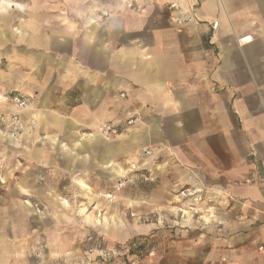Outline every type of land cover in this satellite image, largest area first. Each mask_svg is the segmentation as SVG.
<instances>
[{"label":"crops","instance_id":"1","mask_svg":"<svg viewBox=\"0 0 264 264\" xmlns=\"http://www.w3.org/2000/svg\"><path fill=\"white\" fill-rule=\"evenodd\" d=\"M66 1L39 5L53 17L21 42L22 139L61 142L38 159L68 173L109 167L127 137L179 171L197 219L117 225L109 253L147 234L141 264H264V2ZM128 119L130 135L102 138Z\"/></svg>","mask_w":264,"mask_h":264},{"label":"rangeland","instance_id":"2","mask_svg":"<svg viewBox=\"0 0 264 264\" xmlns=\"http://www.w3.org/2000/svg\"><path fill=\"white\" fill-rule=\"evenodd\" d=\"M64 2L68 3L0 0V264H86L94 260L96 264H141L154 254L149 236L129 239V247L118 255L107 251L106 245L113 242L112 229L154 222L164 229L170 219L194 221L198 217L196 207L185 204L191 195L180 187L179 171H171L163 151L131 148L127 137L121 142L127 151L111 158L109 167L99 169L93 161L86 171L68 173L50 165L49 159H38L44 152L49 156L68 152L61 142L43 136L40 141L21 137L27 128L20 121V110L27 102L19 107L12 101L15 97L23 100L16 95L21 94L17 87L26 49L21 42L33 24L53 17L39 13V5ZM237 2L262 4L264 0ZM106 125L118 128L117 135L102 137L106 142L133 130L132 119L99 129ZM58 244L65 253H58ZM67 257L74 259L67 263L63 261Z\"/></svg>","mask_w":264,"mask_h":264},{"label":"built area","instance_id":"3","mask_svg":"<svg viewBox=\"0 0 264 264\" xmlns=\"http://www.w3.org/2000/svg\"><path fill=\"white\" fill-rule=\"evenodd\" d=\"M251 40V36H244L242 38H240V42L241 44H245V43H249V41ZM19 107H23V106H26V102L25 101H21L19 100L18 98H13V100ZM100 134L104 137H109V136H112V135H117V131H118V128L116 126H103L100 130ZM145 154H149L148 152H145ZM135 264V263H133ZM138 264V263H137Z\"/></svg>","mask_w":264,"mask_h":264},{"label":"bare ground","instance_id":"4","mask_svg":"<svg viewBox=\"0 0 264 264\" xmlns=\"http://www.w3.org/2000/svg\"><path fill=\"white\" fill-rule=\"evenodd\" d=\"M240 40V39H239ZM240 42V41H239ZM0 99H3V97H2V95H0ZM101 132V131H100ZM184 212H186V211H184Z\"/></svg>","mask_w":264,"mask_h":264},{"label":"trees","instance_id":"5","mask_svg":"<svg viewBox=\"0 0 264 264\" xmlns=\"http://www.w3.org/2000/svg\"><path fill=\"white\" fill-rule=\"evenodd\" d=\"M133 254V253H132Z\"/></svg>","mask_w":264,"mask_h":264}]
</instances>
